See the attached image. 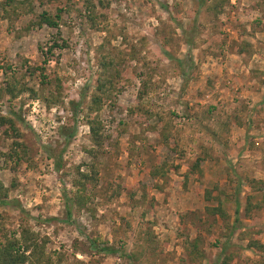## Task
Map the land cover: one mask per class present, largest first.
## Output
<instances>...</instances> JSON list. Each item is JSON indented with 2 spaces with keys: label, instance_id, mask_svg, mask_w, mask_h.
<instances>
[{
  "label": "rangeland",
  "instance_id": "374dc122",
  "mask_svg": "<svg viewBox=\"0 0 264 264\" xmlns=\"http://www.w3.org/2000/svg\"><path fill=\"white\" fill-rule=\"evenodd\" d=\"M0 34L7 261L264 264V0H0Z\"/></svg>",
  "mask_w": 264,
  "mask_h": 264
},
{
  "label": "trees",
  "instance_id": "16d2710c",
  "mask_svg": "<svg viewBox=\"0 0 264 264\" xmlns=\"http://www.w3.org/2000/svg\"><path fill=\"white\" fill-rule=\"evenodd\" d=\"M203 3L204 2L201 1V4H203ZM40 21L45 23V24H47V25H49V26H52V25L55 24L53 22V20H51L50 18L46 17L45 14H43V13L40 16ZM103 84H104V82L99 84V85H97V87H96L97 91H102V88H103L102 85ZM103 92H105V91L103 90L101 93H103ZM97 97H98L97 95L96 96H92L91 104L95 103ZM69 103H70V105H72L71 106V112L73 113V115H76V111H77V107H78L77 103L74 102V101H70ZM89 123H90L89 125H90L91 132H92V134L94 136L96 134H95V129H94V126H93L91 120L89 121ZM74 132H75V127L73 126L72 129L69 132L63 134L64 137H65V141H68L74 135ZM95 138L93 137V139H95ZM58 165L59 164H57V168H58ZM1 188H2V184L0 183V197L2 196V198H0V203L3 204V205H7V206H15L21 211V209L19 208L18 203H16L14 200H8V199L5 198L6 192H4ZM235 211H237V209ZM65 215H66L65 218L67 220L70 219V216H71L70 200L68 198H66V197H65ZM94 247L97 250L101 251V252H105V253H109V254L125 255L122 252H120L118 249H115L113 246H109V245H104V246L94 245ZM7 255H8L7 247L4 246L3 248H0V258H1L0 263L1 264H11L12 263L11 261H7V259H6Z\"/></svg>",
  "mask_w": 264,
  "mask_h": 264
},
{
  "label": "crops",
  "instance_id": "0c3cea01",
  "mask_svg": "<svg viewBox=\"0 0 264 264\" xmlns=\"http://www.w3.org/2000/svg\"><path fill=\"white\" fill-rule=\"evenodd\" d=\"M2 36L3 34H0V49H3L4 48V41L2 40ZM3 75V71L0 70V76Z\"/></svg>",
  "mask_w": 264,
  "mask_h": 264
},
{
  "label": "built area",
  "instance_id": "2783aa9c",
  "mask_svg": "<svg viewBox=\"0 0 264 264\" xmlns=\"http://www.w3.org/2000/svg\"><path fill=\"white\" fill-rule=\"evenodd\" d=\"M1 64V63H0Z\"/></svg>",
  "mask_w": 264,
  "mask_h": 264
}]
</instances>
